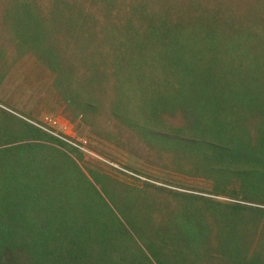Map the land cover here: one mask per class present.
<instances>
[{
	"label": "trees",
	"instance_id": "1",
	"mask_svg": "<svg viewBox=\"0 0 264 264\" xmlns=\"http://www.w3.org/2000/svg\"><path fill=\"white\" fill-rule=\"evenodd\" d=\"M1 18L74 103L111 77L121 108L127 92L177 88L163 113L193 136L145 133L182 145L213 182L152 185L147 215L123 221L76 147L0 106V264H264V0H13Z\"/></svg>",
	"mask_w": 264,
	"mask_h": 264
},
{
	"label": "rangeland",
	"instance_id": "2",
	"mask_svg": "<svg viewBox=\"0 0 264 264\" xmlns=\"http://www.w3.org/2000/svg\"><path fill=\"white\" fill-rule=\"evenodd\" d=\"M8 1L13 0H0V106L17 116H22L21 111L29 113L31 119L25 118L27 121L76 147L78 151L73 155L81 169L123 221V216L137 220L147 215L149 207L142 209L140 202L148 204L156 199L159 191L152 185L190 193H197L195 188L205 191L212 188L213 178L205 177V171L195 167V159L189 152L183 153L182 145L145 133L153 130L170 136H193L188 131L179 133L184 122L180 113L176 117L163 113L164 108L180 104L182 92L177 88L165 91L161 85L160 92H127L130 97L121 108L122 104L115 101V78L111 77L112 82L105 85L104 92L97 89L77 92L81 100L74 103L56 87L55 75L32 55L30 47L24 55L18 54L14 41L6 38L1 15ZM85 68L80 66V72ZM89 101L93 111L83 108ZM234 186L237 185L230 184L228 189ZM202 194L223 201L234 200Z\"/></svg>",
	"mask_w": 264,
	"mask_h": 264
}]
</instances>
